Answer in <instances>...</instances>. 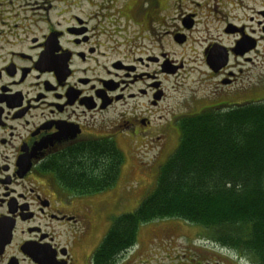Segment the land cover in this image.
Here are the masks:
<instances>
[{"label":"flooded vegetation","instance_id":"flooded-vegetation-1","mask_svg":"<svg viewBox=\"0 0 264 264\" xmlns=\"http://www.w3.org/2000/svg\"><path fill=\"white\" fill-rule=\"evenodd\" d=\"M22 1L0 0V264H93L109 216L56 163L78 169L96 143L174 142L188 117L264 101V0H86L82 17L78 0H32L25 17ZM58 8L68 21L51 20ZM173 79L189 93L166 110ZM158 255L137 245L115 264Z\"/></svg>","mask_w":264,"mask_h":264},{"label":"trees","instance_id":"trees-1","mask_svg":"<svg viewBox=\"0 0 264 264\" xmlns=\"http://www.w3.org/2000/svg\"><path fill=\"white\" fill-rule=\"evenodd\" d=\"M179 131L177 149L138 208L107 221L93 264L117 263L136 248L141 229L174 219L264 264V101L188 117ZM56 165L71 174L65 180L78 187V196L94 197L119 183L125 156L117 142L96 143L78 149V169L71 158Z\"/></svg>","mask_w":264,"mask_h":264},{"label":"rangeland","instance_id":"rangeland-1","mask_svg":"<svg viewBox=\"0 0 264 264\" xmlns=\"http://www.w3.org/2000/svg\"><path fill=\"white\" fill-rule=\"evenodd\" d=\"M29 2L32 4H29ZM35 4L34 1L28 0L27 2H19L17 6H24L23 16L25 17L32 13L30 9L33 8ZM66 4L72 5L73 3L67 1ZM87 6L89 5L86 0H78L74 6L76 10L75 13L81 17L85 16L84 14L86 13L85 9ZM59 11L58 8L50 14L51 20L53 22L68 21L72 13L66 15L65 18V14L61 16L58 15ZM42 28H44L43 24L37 26L36 33L41 31ZM188 58L193 61L197 56L190 52ZM197 68H199V64H188L186 70H196ZM259 72H263L264 74V70L262 69H260ZM180 82V80L173 79L166 84V90L171 96L166 102V105L171 107L166 110L175 108V105L180 103L186 96L185 94L188 95L189 91H187L186 86H184V92H181L180 89L177 91V89L182 86V84H179ZM245 92H248V90ZM176 96L178 98L175 101ZM169 136L171 138L170 132ZM177 137L178 139L176 141L174 139V142H117L125 156V167L121 176L122 178L113 190L106 194L98 195L97 198L104 203L105 214L110 217L109 221L111 223L113 219L123 214L132 213L138 208L143 197L146 196L155 183L161 165H163L168 157L177 149L180 141V131L177 133ZM111 223L105 226L107 222L102 220L100 226L96 227L95 236H97V242L99 241L98 247L105 237ZM169 240L172 241L169 242ZM208 241H210V238L201 227L191 225L183 220L174 219L156 221L146 226L144 229H141V231H139L138 245L139 250L143 253L150 251L156 254L159 253L153 264H181L180 262L183 261L181 259H183L184 255H189V257L191 256L190 258L195 259H201L204 256L211 255L213 256L211 257L213 260L212 264L247 263L243 262L245 260L239 258L240 254L237 251L227 250L219 245L215 247V244ZM163 251L174 252V254L164 257ZM79 259H81V255ZM247 260L252 264L249 258H247ZM134 264H139V262L137 261Z\"/></svg>","mask_w":264,"mask_h":264}]
</instances>
